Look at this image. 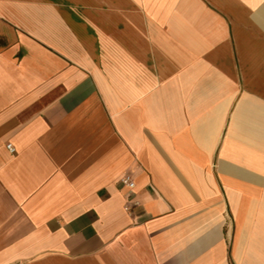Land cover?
Instances as JSON below:
<instances>
[{"label": "crops", "instance_id": "obj_1", "mask_svg": "<svg viewBox=\"0 0 264 264\" xmlns=\"http://www.w3.org/2000/svg\"><path fill=\"white\" fill-rule=\"evenodd\" d=\"M0 264H264V0H0Z\"/></svg>", "mask_w": 264, "mask_h": 264}, {"label": "built area", "instance_id": "obj_2", "mask_svg": "<svg viewBox=\"0 0 264 264\" xmlns=\"http://www.w3.org/2000/svg\"><path fill=\"white\" fill-rule=\"evenodd\" d=\"M6 147L8 148L10 153H14L15 152V148H14V146L11 143H7ZM120 182L124 186L128 187L129 189H133L135 187V182H134L133 178L130 175H128V174L123 175L120 178Z\"/></svg>", "mask_w": 264, "mask_h": 264}]
</instances>
